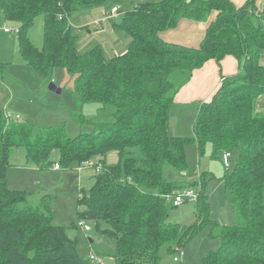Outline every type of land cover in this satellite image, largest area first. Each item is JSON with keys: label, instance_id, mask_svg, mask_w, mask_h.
I'll return each instance as SVG.
<instances>
[{"label": "trees", "instance_id": "obj_1", "mask_svg": "<svg viewBox=\"0 0 264 264\" xmlns=\"http://www.w3.org/2000/svg\"><path fill=\"white\" fill-rule=\"evenodd\" d=\"M255 2L0 0L4 20L18 29V59L24 65L39 73L63 68L75 75L78 105L113 108L111 121L92 119L94 130L74 139L66 136L63 125L40 129L20 117L7 120V111L0 114V264H89L65 228L52 224L45 195L37 199L9 188L8 162L17 147H23L28 163L39 169L56 164L50 159L53 152L59 154L62 169L87 162L100 168L92 188L78 193V218L94 221L96 228L100 222L107 225L106 235L116 245L115 264H162L164 256L173 260L209 221L203 176L194 183L199 187L193 203L196 222L186 228L169 221L167 201L192 184L167 182L164 167L184 174L188 144L196 145L199 155L210 145L212 158L230 153L233 165L225 167L222 160V181L238 222L221 226L219 248L202 263L264 264V112L254 105L264 96V67L259 62L264 24ZM104 6L110 7L108 15H119L113 27L130 40L123 54L109 60L98 46L78 53L70 25L74 14ZM212 14L196 48L167 42L160 35L182 19L207 22ZM39 16L41 47L29 37ZM226 56L238 61V73L222 77L211 100L199 104L191 118L192 135H171L174 110L181 118L184 111L175 103L177 93L194 71L210 60L220 66ZM110 152L118 155L114 166L105 164Z\"/></svg>", "mask_w": 264, "mask_h": 264}, {"label": "rangeland", "instance_id": "obj_2", "mask_svg": "<svg viewBox=\"0 0 264 264\" xmlns=\"http://www.w3.org/2000/svg\"><path fill=\"white\" fill-rule=\"evenodd\" d=\"M255 5L258 7L256 2ZM262 12L263 6L260 7V13ZM109 13L110 7L104 6L72 16L70 25L77 35L75 48L78 53H84L98 46L102 49L104 57L109 60L126 51L129 38L123 39V33L113 27V22H118L120 17L114 15L112 19H107ZM262 20L264 21V16ZM15 25L13 22L5 21L0 11V114L10 112L13 117L18 115L19 121L40 129L63 125L69 139L91 133L94 128L89 121L92 119L103 123L112 120V107L102 109L101 105L96 103L78 105L74 92L75 75L63 68H56L49 73H39L31 66L24 65L18 59L16 33H3L4 28L14 29ZM42 33V17L39 16L29 31V37L37 47L42 45ZM259 62L264 67V50L260 52ZM50 84H54L61 93L50 91L48 89ZM254 105L256 111L264 112V96L256 99ZM181 114L183 117L177 124L172 122L173 133L190 136L192 135L191 118L194 112L184 110ZM11 153L7 170L9 188L38 195L37 199L45 195L53 215L52 224L65 228L66 235L76 242V249L81 258L89 264H115L116 245L106 235L107 225L100 222L99 228H96L94 221L78 218V212L82 210L77 205L78 193L80 190L86 192L94 185V167L79 171V166L75 165L71 169L59 167L60 169L56 170L52 165L47 169H39L28 163L23 147H17ZM211 154V146L208 144L201 155L196 145L188 144L185 148L187 169L184 174H178L169 166L164 167V177L167 182L179 181L186 185L192 184L183 189L195 193H199L195 181L201 176L204 177L203 193L208 203L209 221L203 223L184 244L180 262H174L172 258L164 256L162 264H203L202 259L220 246L221 226L238 222L222 181L225 173L222 165L223 155L212 158ZM50 159L57 164L59 154L53 152ZM117 162L116 152L107 154L105 158L107 166H114ZM95 163L94 161L93 164ZM232 166L229 162V167ZM181 191L183 190L176 194ZM172 201L173 197L167 201L171 223H178L187 228L196 222L193 203L184 202L174 207ZM80 223L88 226L89 231L85 232Z\"/></svg>", "mask_w": 264, "mask_h": 264}, {"label": "crops", "instance_id": "obj_3", "mask_svg": "<svg viewBox=\"0 0 264 264\" xmlns=\"http://www.w3.org/2000/svg\"><path fill=\"white\" fill-rule=\"evenodd\" d=\"M236 6L243 5L247 0H231ZM257 8L263 6L262 18L264 16V0H256ZM214 14L209 17L207 22H196L190 20H181L177 27L162 32V39L167 42L185 45L188 47H198L205 35L208 24L214 19ZM113 16L107 15V19ZM264 24V21L262 20ZM16 26V25H15ZM4 33V31H3ZM124 39V36H123ZM239 71V63L233 56H226L219 64L214 60L206 62L202 68L193 72L190 81L183 86L175 97V103L183 106V110H192L194 115L197 112L198 106L202 102L211 100L215 92L220 87L222 77H230L237 74ZM260 112V111H257ZM174 110V115L170 121V133L174 135L172 130V122L178 123L181 117ZM56 171V170H55Z\"/></svg>", "mask_w": 264, "mask_h": 264}, {"label": "built area", "instance_id": "obj_4", "mask_svg": "<svg viewBox=\"0 0 264 264\" xmlns=\"http://www.w3.org/2000/svg\"><path fill=\"white\" fill-rule=\"evenodd\" d=\"M116 11H117V8L114 7L112 9V14H115ZM17 31H18L17 27H15L14 29L4 28V32L5 33H11V32L17 33ZM5 117H6L7 120H12V119L18 120L19 119V116L18 115H15L13 117V116H11L10 112H6L5 113ZM230 157H231V154L230 153H225L223 155L222 160H223V164H224L225 167H228L229 166V159H230ZM89 166L92 167V163H88V162L87 163H83V164H81L79 166L78 170L81 171L82 169L87 168ZM53 169L59 170L60 168H59V166L57 164H55L53 166ZM99 170H100V168L98 167V168L95 169V172L97 173V172H99ZM197 195L198 194L195 193L192 190H184L183 192H181V193L176 194V195L173 196V201H172L173 202V205L174 206H178V205H180V204H182L184 202L194 203L197 200ZM80 226L83 227V229H84L85 232L89 231V227L86 226V225H84L83 223H80ZM182 255H183L182 251L179 250L178 255H176L175 258H173V261L174 262H180L181 261V258H182ZM90 258L91 259H94L93 256H90Z\"/></svg>", "mask_w": 264, "mask_h": 264}, {"label": "water", "instance_id": "obj_5", "mask_svg": "<svg viewBox=\"0 0 264 264\" xmlns=\"http://www.w3.org/2000/svg\"><path fill=\"white\" fill-rule=\"evenodd\" d=\"M48 89H49L50 91H52V92L57 93V94H60V93H61V90L58 89L54 84H50L49 87H48Z\"/></svg>", "mask_w": 264, "mask_h": 264}]
</instances>
